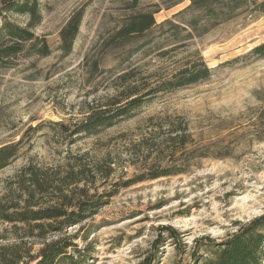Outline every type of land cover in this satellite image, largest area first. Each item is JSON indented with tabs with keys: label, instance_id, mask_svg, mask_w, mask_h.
I'll use <instances>...</instances> for the list:
<instances>
[{
	"label": "rangeland",
	"instance_id": "rangeland-1",
	"mask_svg": "<svg viewBox=\"0 0 264 264\" xmlns=\"http://www.w3.org/2000/svg\"><path fill=\"white\" fill-rule=\"evenodd\" d=\"M132 1L41 0L33 32L50 53L27 43L0 66V146L18 148L0 169V194L27 164L56 179L73 168L82 181L44 193L43 205L73 217L79 207L96 208L68 224L59 222L67 215L42 221L26 237L24 227L0 221V243L33 255L63 239L76 264H202L233 234L255 226L264 235V54L250 53L264 42V15L240 9L163 57L172 46L163 41L169 25L119 46L115 33L138 13H151L156 24L188 23V12L177 13L189 0ZM79 10L77 37L63 54L59 31ZM6 17L26 23L24 15ZM195 52L212 70L208 79L160 92L109 128L77 132L91 109L109 104L124 68L158 78ZM169 121L187 123L190 137L173 161L157 148H165ZM171 169L182 172L146 178ZM23 256L19 264L30 259Z\"/></svg>",
	"mask_w": 264,
	"mask_h": 264
},
{
	"label": "trees",
	"instance_id": "trees-1",
	"mask_svg": "<svg viewBox=\"0 0 264 264\" xmlns=\"http://www.w3.org/2000/svg\"><path fill=\"white\" fill-rule=\"evenodd\" d=\"M41 0H0V66L7 64L24 49L25 44H30L34 52L46 56L50 53L46 39L43 36L34 34L33 29L41 21L40 12ZM133 3L137 0H133ZM190 4L182 9L178 15L188 12L191 17L188 23H176L167 19L156 24L151 13H138L132 18L128 26L121 27L117 35V46L121 40L127 41L130 36L143 33L153 26H170V33L164 34L163 41L170 42L171 49L163 50L164 57L171 50L187 47V41L206 33L212 26L225 22L234 17L240 9H249L252 13L264 15V0H189ZM24 15L26 23L18 24L6 17V13ZM82 19V10L76 11L69 16L67 22L59 31L60 42L58 50L63 54L71 52L75 38L77 37ZM202 20L201 23H198ZM144 44V43H143ZM123 45V44H122ZM251 54H264V42L257 44L250 50ZM181 63L174 65L163 76L152 78L151 75L136 76L134 70L124 68L117 75L115 94L109 99V104L103 105L100 109H91L84 119L81 120L77 132L82 130H96V128H109L119 122L122 118L129 116L131 111L139 108L142 103L148 101L160 92L183 88V86L196 84L199 81L208 79L211 75V68L208 67L200 53H192L190 58H182ZM168 135L162 142L165 148H159L165 152L170 160H175L178 152H183L190 137L184 126L167 124ZM181 131V134H177ZM177 146V147H172ZM146 148L155 150L151 145ZM156 148V149H157ZM17 144L9 143L0 146V169L7 166L17 155ZM178 149V150H177ZM206 156V153H203ZM110 163V162H108ZM97 171L99 167L94 165ZM109 166V164H108ZM110 167V166H109ZM101 169V168H100ZM110 169V168H109ZM182 171L164 170L149 175L146 178L155 179L159 176H170ZM78 172L70 168L61 178H52L47 171L33 164H27L20 171L18 177L7 186L6 191L0 194V221L13 225L17 228L24 227V237L33 234L34 229L42 228V221L55 220L67 215L65 220L59 221L68 224L75 221V217L83 218L84 215L95 214V209L79 207L74 216L68 215L60 209L57 204L43 205L42 195L46 192L67 190L70 185L80 183ZM145 179V178H144ZM96 206V204L92 205ZM264 228V225L262 226ZM264 235L258 233L255 226L248 227L244 232L233 234L232 237L217 245L213 250L212 259L202 264H262L264 259ZM71 243L57 239L46 242L37 251L30 255L29 251H20L17 244L11 245L0 243V264H19L23 259V253L30 259L24 264H76L72 254L67 250Z\"/></svg>",
	"mask_w": 264,
	"mask_h": 264
}]
</instances>
